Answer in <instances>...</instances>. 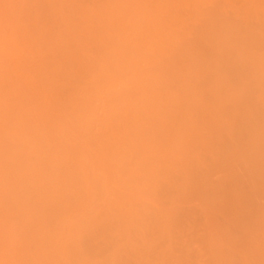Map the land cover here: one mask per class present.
I'll return each instance as SVG.
<instances>
[{
  "label": "bare ground",
  "instance_id": "1",
  "mask_svg": "<svg viewBox=\"0 0 264 264\" xmlns=\"http://www.w3.org/2000/svg\"><path fill=\"white\" fill-rule=\"evenodd\" d=\"M12 1L0 0V199L12 197L18 189L23 192L24 187L25 196L30 188V196L23 197L29 212L41 214L46 209L64 215L60 237L56 227H49L47 233L55 254L75 261L70 257L72 240L84 226L79 213L88 207L99 181L112 196L109 208L113 209L125 201L161 196L153 195L151 180L153 188L160 183L163 191L167 186L175 198L197 191L207 199L213 196L210 193L217 196L213 167L225 174V166L242 161L246 174L252 175L264 165V0H100L91 7L100 27L93 36V49L74 52L58 42L56 47H63L58 61H51L49 39L12 18ZM16 9L19 15L20 7ZM233 70L243 73L244 86L234 83L239 90L233 86V76L230 80ZM249 87L261 91L257 94ZM222 171L221 183L224 177L229 179ZM262 172L260 177L254 175L258 180L262 177L256 186L264 183ZM256 186L252 187L264 197V190ZM210 198L213 208L220 197ZM241 202L235 206L239 213L249 203L243 207ZM172 204L170 209L165 204L158 208L161 219L166 209L174 211ZM256 204L252 218L248 206L244 210L252 222L242 247L234 248V241H225L222 232L225 239H218L222 246H217L221 249L214 256L216 264H264V205L258 209ZM125 206L122 210L129 211L134 205ZM134 211L129 213L130 222ZM168 215L162 221L155 216L162 224ZM135 220V224L140 221ZM0 225V232L11 235L16 229ZM211 231L216 233L214 228ZM22 236H15L22 240L17 243L19 250L11 243L6 251L20 254L25 246V255L34 245L38 251L33 261L38 264L54 256L43 248V236ZM6 238L0 237L6 243L12 240Z\"/></svg>",
  "mask_w": 264,
  "mask_h": 264
},
{
  "label": "rangeland",
  "instance_id": "2",
  "mask_svg": "<svg viewBox=\"0 0 264 264\" xmlns=\"http://www.w3.org/2000/svg\"><path fill=\"white\" fill-rule=\"evenodd\" d=\"M38 1L37 0L36 1L35 0H13L11 3L14 2L13 4L15 6H13V5L12 6L15 9L17 7H20L19 11H21V12H18L19 13V15H18L16 10H18L19 8L16 10L13 8L14 10L10 9L11 10L10 14L12 15V18L14 17L13 19H15V21L17 20L16 21L17 23L19 21L18 24H22L24 27L28 26L30 29L33 28V30L37 29V30H39V32H41L43 34L44 39L50 40V42L53 46V51L51 52V53H53V54H51V61H58L62 57L63 47H60V48L56 47V43H58V42H63L65 44H68V47H70V49L74 52L84 51V50L88 51V50L93 49V44H94L93 36L97 32H99L98 28H100V27H99L98 23L94 20L92 14H91V7H93L95 4H97L100 0H68L70 3H68V2L61 3L58 0H53V1L52 0H38ZM35 3H36V7H34ZM31 5H33V6H31ZM16 15L19 16V19H18V16L16 17ZM234 71L235 70H233L232 75L230 72V75H231V77L229 75L230 80H231V78L234 77L233 78L234 80L232 79L233 86H235L236 88H237V86H238V88H241L242 86H244L242 84L243 83V79H242L243 73L241 72V70H236L235 72ZM237 71H239V72H237ZM236 72H237V74H236ZM260 87H258V89H256V90H254L255 87H253L254 89L252 88V91L254 90L255 93H257V91L259 90ZM251 88L249 87L248 89H251ZM256 88H257V86H256ZM245 89H247V87ZM252 91L250 94L254 93V92L252 93ZM260 91H261V88H260ZM64 92L66 93L67 91L64 90ZM246 93H249V92L246 91ZM257 94L254 95V97L257 96ZM238 162H240V161H238ZM233 163H232V165H234V166H232L230 164V165L224 167V169L226 167H228L224 170V171H227V173L224 174V172L222 171L223 169L221 170L222 174L224 176L227 174L228 178L230 179V180L229 179L227 180V178L225 179V177L222 175V178L224 177V179H222V181L224 180L223 182H226L224 184H223V182L222 183L220 182L221 180L219 181V178H221L220 177L221 173H219L221 171L219 170V167L218 166H215L217 168L213 167L214 169H213L212 181L214 183L218 184L216 186V189H218V190H216L215 186H214V190L217 191L216 192L217 196L214 195V193L213 194L210 193L213 196L208 195V197L209 198L211 197L210 199H213V198L215 199L216 197H220V200H218L216 202H218L219 204L221 203L220 205H218V203L214 204V201H213V204H214L213 208H210V206H209V203L210 202L212 203V201H210L208 203L209 198L207 197V199H206L204 197L205 195L202 196L203 195L202 192H201L202 195L199 194L201 197L198 195V192L195 191L194 193L192 192V194L189 193L185 196L175 198L174 194H172L170 191H167V186L162 188L163 191H161V189L158 186V184L160 185V183L156 184L157 186H155V188H153V186L155 185V182L153 183L151 180V182L149 181V183L152 184L150 187H151V191L153 192V195H155L157 192H159L161 196L156 195L153 197V199L146 198L147 200H142L145 198H142V199L138 198V200L137 199L134 200L135 203H129L130 201H133V200H129V201L127 200L128 202L125 201V202H122L120 204V206H119V204L117 205V207L119 206L121 208V210L119 208V211L118 210L114 211V209L117 208V207L115 208V206H116L115 204H114V208L112 207L113 209L109 208V206L111 205L110 203H114L113 199L110 202V200H111L110 198H112V196L109 197V195L107 194V191H105L106 189H104L105 187L102 186L101 181H99L98 183H95L91 198L89 199L90 201L88 200L89 202L87 201V203H86V206L88 204V207L85 208V206H84L83 207L84 209H82L83 212L80 211L82 213L81 214L79 213V216H81L80 219H82V221H83L82 223H84V226L80 221L83 228L80 227L81 231H78V233H76V235L74 236L75 239L72 240L74 242L72 244L73 245V251L75 249L76 253L69 250L72 253H74L73 254L74 256H70V257H74L75 261H73V260L69 261L67 259V257L63 258L62 257L63 255L55 254L53 251L50 250L49 245H51V244H49L50 242L47 241V240H49L48 235H50V234H47L49 227H50V229L56 227L55 229L58 230V232H59L58 236L60 237L61 233L64 230V226H65V222L62 219V218H64V215L63 216L61 214L59 215L58 212L53 211V210L52 211L54 213H51L52 211L50 212L49 209H47L49 211H46V209H44L42 211L44 213L40 212L41 214H38L35 212H29V203L27 204L28 200L23 198V197H25L27 194L28 195L31 194L30 193L31 189L26 188L27 190H26L25 196H23L24 195L23 193L25 191L24 190L25 187L22 188L23 192H20L22 194L17 192L19 189L18 190L14 189V191L15 190H17V191H15V194H12V197L11 196H9L7 198L1 197V199H0V224L3 223L4 226L6 225V223H7V226H8V224H9V226L14 225V227L16 228L15 230H17V231H15L12 229L14 232V233L12 232V235L6 231L2 232L3 230L0 232V237H2V238L3 237L6 238V235H8V234H9L8 236L14 237V238H12V237L7 236L9 238V239L6 238L7 241L12 239L8 243H6L5 239L4 240L0 239V264H38L37 261H33V255L36 254L35 252L37 250V248L36 249L34 248L33 244H32L33 247L29 246V248H31V250H29L27 247L28 253L25 254L26 256L23 254L25 246H23V248H22L23 251L20 250V254H18L19 251H17V250H19L20 248L19 249H17V248H18V245L21 244L20 241H22V240L19 241L17 239L18 238L21 239L23 237L22 235H25V234L26 235L32 234L33 237L37 236V235L43 236L42 237L44 239L43 240V242H44L43 248H45V250H47V251L50 250L47 253H54V256L46 255L50 258V260L47 261L46 258H48V257H46L45 258L46 261L45 260L41 261L42 264H213V261L216 264V261H215L216 258L214 256L215 255L217 256L218 252L216 253V251H220L218 248L221 249V247H217V246H219L218 244H220V246H222V241H223V239H225V238H223L224 237L223 234L225 233V236H226L225 241H228V240L234 241L233 247L236 246L237 249L242 247L245 242L244 243H241V242L246 240L244 238H247L246 237L247 236V229L251 227L249 220L252 222V220L250 218H248L249 215L248 216L246 215V212L248 210H250V217L252 218V215L254 213L253 209L255 210V208L253 206H255V204L257 203L256 206L259 209L261 206L264 205L263 204L264 203V201H263L264 197L263 196L261 197L260 193L258 194L257 193L258 191L257 192L255 191L256 188L252 187V186H256L257 183L259 182V180H261L262 177L258 180V178L255 176L258 175L259 173L261 174V172L264 171L263 170L264 165L262 166V164H261V168L258 167V170L261 171L258 174H256V172H258V170H257L255 172L256 175L255 174L248 175L249 173L245 169V167H246L245 162L241 161L238 164H236V162H233ZM237 167H239V168H237ZM233 169H234V171H233ZM243 170H245L246 172L244 171L245 172L244 173ZM228 173H230V174L228 175ZM246 173H248V174H246ZM262 173H264V172H262ZM236 175H238V176H236ZM235 176H236V179H235ZM231 177H233V178H231ZM258 177H260V176L258 175ZM213 178L215 180L217 179V182ZM251 180L253 182V183L250 182L252 186L249 185V181H251ZM262 180L264 182V179H262ZM258 184H260V183H258ZM219 185H221V186H219ZM227 185H229V186L231 185V187L229 188ZM263 185H264V183H263ZM263 185L261 184L260 186H256V187H259L260 190H264V187H262ZM240 186H242L243 188ZM218 187L219 188L221 187V188L219 189ZM228 188H229V190L226 191L225 189H228ZM153 189L154 190L157 189V190L154 191ZM247 190H249V191L247 192ZM252 190L254 192H252ZM220 191H221V193H220ZM224 191H226V193ZM154 192H156V193H154ZM161 192H163V193H161ZM243 192H244V195L246 196V199L244 198L245 196L243 195ZM255 192L259 195L258 197H257V194ZM206 193L209 194L207 191H206ZM222 193H223V195H222ZM228 193H230V195ZM245 193H247V195ZM19 194L21 196H19ZM207 194H206V196H207ZM261 194H263V191ZM13 195H15V196H13ZM16 195H18V196H16ZM28 195L26 197H28ZM195 195H198L201 198V200H198L199 199L198 196H197L198 199L197 198L193 199L195 197ZM191 196L192 197L194 196V197L192 198ZM214 196H216V197H214ZM221 196H223V197L227 196V197L226 198L224 197L225 198L224 199ZM255 196H256V198H255ZM259 197H261V198H259ZM221 198H222V200H221ZM231 198H232V201L233 200H235V201L231 202ZM249 198H251V199H249ZM178 199H180V200L178 201ZM166 200H168L169 202H167ZM170 200H172V202ZM241 200H242L241 203H242L243 207L246 206V205H244L245 203L247 204L249 202L247 205L248 210L244 211L247 206L243 210V213L245 212L244 214L241 213V211L239 213V208L237 209L235 207V206L238 207V204H240L239 201H241ZM247 200H249V201H247ZM175 201H176V204H174L175 205L174 206L172 203H175ZM205 201L208 204L205 203ZM254 202H256V203L254 204ZM169 203L173 205V206H171V208L172 207L174 208L173 212L171 210H169L170 209ZM227 203H229L230 205ZM259 203H261V204H259ZM25 204H27L26 206H28L27 215L24 214L27 211V207L23 209V207H25ZM251 204H253V205H251ZM121 205L123 207L125 205H127V207H128V205H129V207H132L134 205L131 208V210L136 209L137 212L134 211L135 213L134 212L133 213L135 215H136V213H138L137 215L139 217H137V215L135 216L132 214L134 220H132L133 222H130V217H131L130 208H128L129 211H127L126 208H124L125 210L123 211ZM130 205H132V206H130ZM163 205L165 206V208H169V209H166V210H168V213H169V211H171L174 214L172 215V213L171 214L169 213V215H170L169 216L167 213V215L169 216V220H166L167 222L164 221V223L162 222V224H161L160 222L162 220H165V218L167 217V215H166V217L163 216V219H161L162 217L159 216L160 213L158 211V208L159 207L164 208ZM258 205H261V206L259 207ZM217 206L218 207L220 206L221 209H220V207L218 208ZM155 208H157V211H155ZM139 209H141V210H139ZM203 209L205 211H203ZM209 209L211 210V212H209L210 211ZM216 209H217V212H216ZM234 209H235V211H234ZM237 210H238V212H237ZM109 211H111V212H109ZM140 211H142L143 213ZM146 211H148V212H146ZM212 212H214V213H212ZM233 212H235V214ZM46 213H48V214L50 213V214L47 215ZM55 213H57V214H55ZM139 213H141L144 218H141L142 215H139ZM146 213H148V214H146ZM205 213H207V214H205ZM29 214H30V217L28 218ZM44 215H46V216H44ZM155 215L156 216L158 215V217L161 221L157 220L158 217H156ZM36 216L38 218L37 220H36ZM127 216L129 217V219ZM134 216L140 220L138 224L137 223L135 224V221L138 222V220H135L137 218H135ZM230 217H231L230 222H227V221H229ZM40 218L41 219L44 218V220H41ZM45 219H47V220L45 221ZM78 219H79V217H78ZM206 219L210 220V222H208ZM35 220H36V222H35ZM211 220H213V221L215 220V223H212L213 221H211ZM230 223L234 226L233 227L230 226ZM164 224H166V225H164ZM208 224H210V225H208ZM141 225H144V226L142 227ZM9 226H8V228H9ZM208 226H210L211 229L214 228L216 233L219 236L215 232L213 233V231H211V229H209ZM212 226H214V227H212ZM239 226H241V227L239 228ZM220 227L222 228L221 229L222 231L219 230ZM1 228H2V226H1ZM5 228H7V227H5ZM8 228H7V230L9 231L10 229H8ZM238 228H239V231H237ZM217 229H218L219 233L217 232ZM51 231H53V230H51ZM227 231L228 232L231 231V232L227 233ZM16 232H18V233H16ZM21 232H23L24 234H21ZM211 232H212V234H211ZM222 232H223V234H222ZM209 234H210V238H209ZM244 234H245V236H244ZM13 235H15L18 238H16ZM221 235H223V237H221ZM214 236H215V238H217V236H218L217 241H219L218 239H220V238L222 239V241L217 242L216 239H214ZM212 238L214 239L215 242L213 241ZM235 239L238 241H236ZM242 239H243V241H242ZM208 240H211V241H209L210 243L208 242ZM14 241H16V242H14ZM18 241H19V244H17ZM11 243H14V244L16 243L15 244V245H17L16 247H14V245H13L14 249L15 248L17 249L16 252H14L15 250L12 252H11V250L6 251L9 247L8 245ZM22 245H24V244L22 243ZM208 245H211L210 246V248L212 247L211 249H214V250L217 249V250L209 251L210 248L208 249V247H209ZM238 245H239V247H238ZM11 246L9 247V249H11ZM19 246H21V245H19ZM70 247H72V246L70 245ZM236 247H234V248H236ZM12 250H13V248H12ZM69 251H68V253H71ZM6 252H8V254H5ZM16 253H17V255H16ZM68 253H66V254H68ZM209 253L213 254V257ZM58 256H60L59 259H58ZM78 258L80 261H76ZM51 259H55V260L57 259V261H55V260L52 261ZM262 259H264V258H262ZM262 259H261V261H264ZM1 261H3V262H1ZM210 261H212V262H210ZM259 264H260V262H259ZM262 264H263V262H262Z\"/></svg>",
  "mask_w": 264,
  "mask_h": 264
}]
</instances>
